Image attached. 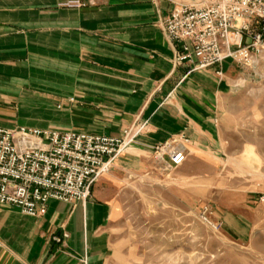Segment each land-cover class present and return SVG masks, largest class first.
<instances>
[{"label": "crops", "instance_id": "0c3cea01", "mask_svg": "<svg viewBox=\"0 0 264 264\" xmlns=\"http://www.w3.org/2000/svg\"><path fill=\"white\" fill-rule=\"evenodd\" d=\"M76 1L0 0V127L119 138L136 123L148 125L86 203L52 201L37 217L0 205V264H120L114 234L125 176L150 167L152 148L181 134L191 141L184 165L221 144L225 99L241 65L226 62L221 77L217 69L193 72L190 63L175 67L163 32L175 5L194 0L67 6ZM253 212L233 203L215 216L229 237L247 242Z\"/></svg>", "mask_w": 264, "mask_h": 264}, {"label": "rangeland", "instance_id": "374dc122", "mask_svg": "<svg viewBox=\"0 0 264 264\" xmlns=\"http://www.w3.org/2000/svg\"><path fill=\"white\" fill-rule=\"evenodd\" d=\"M235 70L239 77L225 99L217 151L171 172L152 158L150 167L125 176L114 234L120 264H264V53ZM233 203L254 210L250 241L200 220L202 206L216 214Z\"/></svg>", "mask_w": 264, "mask_h": 264}, {"label": "built area", "instance_id": "2783aa9c", "mask_svg": "<svg viewBox=\"0 0 264 264\" xmlns=\"http://www.w3.org/2000/svg\"><path fill=\"white\" fill-rule=\"evenodd\" d=\"M103 2L79 0L67 6L98 7ZM163 32L175 47V67L190 63L193 72L217 69L221 77L226 62L249 67L264 53V0L180 1ZM147 125L136 123L119 138L0 127V205L37 217L52 201L86 203L98 179L111 171ZM190 142L181 134L153 147L152 158L165 171H174L186 163ZM259 201L264 204V191ZM199 216L213 230H222L210 205L202 206Z\"/></svg>", "mask_w": 264, "mask_h": 264}]
</instances>
